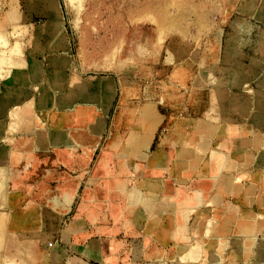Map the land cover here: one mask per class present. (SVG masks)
<instances>
[{
    "label": "rangeland",
    "instance_id": "rangeland-1",
    "mask_svg": "<svg viewBox=\"0 0 264 264\" xmlns=\"http://www.w3.org/2000/svg\"><path fill=\"white\" fill-rule=\"evenodd\" d=\"M26 1L0 0V82L11 78L22 84L20 73L26 74L41 88L54 87L62 112L72 115L91 104L90 94H98L79 81L68 83L70 90L63 94L65 79H94L91 87L96 79L113 85V100L105 104L106 130L115 127L119 111L120 125L138 112L141 122L156 115L149 149H164L169 159L157 155L152 162L179 175V195L166 200L170 208L165 214L146 222L145 238L167 240L170 247L162 249L163 255H176L179 264H264V232L262 223L257 225L264 219V185L257 195L256 141L249 138L253 150L241 153L246 138L241 140L240 127L246 126L231 110V103L239 102L241 94L251 96L264 76L263 31L253 23L248 32L246 25L240 28L248 0H59L61 18L52 25L41 7L30 22L27 14L16 22V11L22 14ZM170 160L179 165L172 161L168 166ZM6 171L0 167V176ZM94 171V165L87 169L88 174ZM142 180L147 179L135 178L125 185L128 189L114 187L120 195H136L137 190L146 195ZM101 186L106 191L108 185ZM75 190L81 195L97 188L85 179ZM7 196L0 195V207ZM153 196L146 197L151 209L160 201ZM163 221L172 228L177 223L179 232L171 229L158 237L148 231L149 226L161 228ZM170 233L179 234V240H170ZM2 244L0 264H29L23 251L11 255L5 236ZM156 251L160 248H151Z\"/></svg>",
    "mask_w": 264,
    "mask_h": 264
},
{
    "label": "crops",
    "instance_id": "crops-1",
    "mask_svg": "<svg viewBox=\"0 0 264 264\" xmlns=\"http://www.w3.org/2000/svg\"><path fill=\"white\" fill-rule=\"evenodd\" d=\"M36 1L39 6L34 5L35 0H27L23 13L16 11L15 21L27 14L26 21L30 22L37 7L44 10L47 25L59 21L62 12L59 0ZM263 7L264 0H248L247 11L243 13L246 19L240 23V28L246 25L248 32L251 23L259 25L264 38ZM261 66L264 75V61ZM20 74L25 78L22 84L0 82V146L3 150L0 167L8 169L5 176H0V195H8L5 206L0 207V214H5L6 218L4 221L3 216L0 217V241L5 236L7 248L11 247V251L15 247L16 255L23 251L29 264H179L176 255H163L162 249L170 247L167 240L162 238L166 242L162 244L156 239L145 238L146 222L165 214L170 208L166 200L179 195L178 172L174 177L167 173V166H154L152 162L157 155L169 159L164 149L155 152L149 149L153 139L152 121L156 115L141 122L137 116L139 112L135 115L128 112L133 118L128 117L120 125L123 114L119 111L113 120H117L115 127L113 123L107 131L105 104L108 106L113 100L116 91L113 85H105L103 79H96L95 87H91L94 79H73L71 76L73 80L65 79L63 94L70 90L68 83L78 81L98 94H90L87 101L91 104H83L86 107H79L72 115L62 112L54 87L41 88L37 82H31L28 75ZM261 81L251 96L241 94L239 102L231 103V110L239 113L240 125L246 126L240 127L241 140L246 141L245 149L241 144V153L253 150L254 145L248 144L249 138L258 139L255 144L257 195L260 193L258 186L264 185V76ZM111 87L114 90L111 100L107 101ZM123 96L124 92L122 100L128 97ZM82 110L85 112H80ZM135 118L138 121L132 122ZM249 121L251 128L247 127ZM172 150L176 152L177 146ZM93 165L94 173L88 174L87 169ZM174 165H179V161H174ZM135 178L147 179L141 181L148 191L146 195L139 190L136 195H120V190L114 187L118 185L120 189ZM85 179L95 184L98 191L86 190L76 195L77 185ZM98 184L108 185L106 191L103 186L98 188ZM154 191L158 193L153 194ZM149 195L160 199L153 210L151 203L146 207ZM158 206L162 210L156 212ZM165 222L161 228L149 226L148 231L154 230L158 237L159 233L171 229L179 232L177 223L172 228ZM258 223H262L261 231L264 232V219L257 220ZM175 233H170V240H179V234ZM138 236L142 239L136 242ZM152 247L160 251L152 253Z\"/></svg>",
    "mask_w": 264,
    "mask_h": 264
},
{
    "label": "bare ground",
    "instance_id": "bare-ground-1",
    "mask_svg": "<svg viewBox=\"0 0 264 264\" xmlns=\"http://www.w3.org/2000/svg\"><path fill=\"white\" fill-rule=\"evenodd\" d=\"M260 5H262V3H260ZM264 8V7H263ZM260 10V9H259ZM260 12V11H259ZM258 15H259V13H258ZM257 16V15H256ZM9 81L11 80L12 81V79L11 78H9L8 79ZM19 81H22V78H19ZM16 92V91H15ZM18 94V93H17ZM20 95H22V94H20ZM17 96V95H16ZM90 98H92V97H90ZM80 112H85L84 110H82V111H80ZM244 114V113H243ZM258 140V139H257ZM256 140V141H257ZM141 144H143V143H141ZM257 144V143H256ZM13 159V158H12ZM227 164L229 165V163H228V161H227ZM225 166H227L226 165V163H225ZM244 170V169H243ZM240 173V172H239ZM241 174V173H240ZM244 175V174H243ZM238 179V178H237ZM199 181V180H198ZM0 187H1V185H0ZM0 192H2V189L0 188ZM202 197V196H201ZM212 230V229H211ZM3 241V240H2ZM2 241H0V251L2 250ZM3 252V251H2ZM17 253H16V249H15V247L14 248H12V250H11V255H16ZM1 257V256H0ZM22 264V263H21Z\"/></svg>",
    "mask_w": 264,
    "mask_h": 264
}]
</instances>
